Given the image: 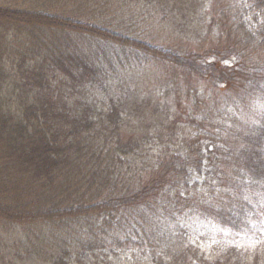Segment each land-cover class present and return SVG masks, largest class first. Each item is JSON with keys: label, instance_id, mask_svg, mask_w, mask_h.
Masks as SVG:
<instances>
[{"label": "trees", "instance_id": "16d2710c", "mask_svg": "<svg viewBox=\"0 0 264 264\" xmlns=\"http://www.w3.org/2000/svg\"><path fill=\"white\" fill-rule=\"evenodd\" d=\"M207 2L156 44L150 0H1L0 264H264V0ZM148 65L182 87L151 169L123 103Z\"/></svg>", "mask_w": 264, "mask_h": 264}, {"label": "rangeland", "instance_id": "374dc122", "mask_svg": "<svg viewBox=\"0 0 264 264\" xmlns=\"http://www.w3.org/2000/svg\"><path fill=\"white\" fill-rule=\"evenodd\" d=\"M150 1L156 3L158 6L154 18L155 22L159 23L158 19H160V15L163 11L167 16L168 22L167 27L164 28V33L161 30H156L158 37L163 36L160 40L158 38L155 39L156 44H160V42L163 44L173 42L172 39L165 36L170 31L178 36H180L178 34V32H180L182 34L180 37L183 38H181L182 41H186V39L188 41H198V37L204 32V10L207 5L209 6L207 0ZM2 2H4V0H2ZM204 3L206 4L204 5ZM170 36L173 37L172 35ZM231 62L233 64L235 63V61ZM132 74V78L134 77L135 80L138 81V84L133 87L130 95L124 98L125 101H123V103L127 105L126 109H124V123L128 125L129 128H126V131L130 135L134 134L135 137L140 140L149 137L150 143L145 146L147 149L136 155L135 159L146 169H151L153 166L155 167L159 153L163 155L162 152L168 149L174 152L179 150L178 141L183 136V131L180 129V125L176 127L171 123V116H169L170 113L167 105L168 103L173 104L171 96L174 92H180L182 87L180 86L177 91L174 89V84L162 82L159 77H156L152 72L151 65L147 66L146 72L132 71ZM141 75H143L142 78ZM160 77L162 78L161 75ZM164 77H166L165 74ZM154 80H158L157 83H155ZM193 102L194 100H192L191 103ZM185 134H187V132H185ZM203 179V175H198L197 173L192 175V181H202ZM189 239L192 242V239ZM16 248L19 253L25 252L23 246L19 244L13 246L9 243L2 248L3 254L8 260L11 259L9 257L14 254ZM91 254L94 255L90 253L87 258L83 259L81 264H94V256H91ZM119 254H116V256L110 254L108 257V264H131V261L129 262L128 259H126L127 257L131 258L130 252H126L125 255ZM15 260L16 262H10L9 264H43L35 257ZM202 260L203 262L206 261L204 258ZM149 262L148 264L152 263L151 261Z\"/></svg>", "mask_w": 264, "mask_h": 264}]
</instances>
